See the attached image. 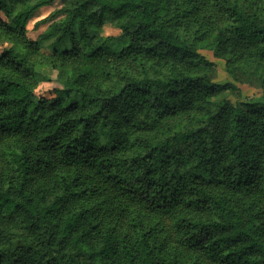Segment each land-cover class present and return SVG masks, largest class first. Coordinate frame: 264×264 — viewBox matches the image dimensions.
Listing matches in <instances>:
<instances>
[{
    "label": "trees",
    "instance_id": "obj_1",
    "mask_svg": "<svg viewBox=\"0 0 264 264\" xmlns=\"http://www.w3.org/2000/svg\"><path fill=\"white\" fill-rule=\"evenodd\" d=\"M0 12V264H264V0ZM238 83L262 94L233 103ZM143 210L168 216L177 246Z\"/></svg>",
    "mask_w": 264,
    "mask_h": 264
},
{
    "label": "rangeland",
    "instance_id": "obj_2",
    "mask_svg": "<svg viewBox=\"0 0 264 264\" xmlns=\"http://www.w3.org/2000/svg\"><path fill=\"white\" fill-rule=\"evenodd\" d=\"M58 5V4H57ZM56 5H45L42 6L40 8H38L37 10H35L28 22H27V36L30 39H36L39 35V33L46 27V24H42L40 25L38 28H35L34 25L35 23L42 19L47 17V15L50 13V11H52V9L55 7ZM1 16H4L1 12H0ZM59 19V16L52 19V20H57ZM51 19L49 20L52 21ZM100 34L103 36H117L119 34V29H117L116 27H114L111 23H106L104 25H102L99 29ZM9 43L7 41H3L0 44V51L2 50L3 47L8 46ZM43 52L47 53L49 51H51L50 48L48 47H44ZM200 52L209 60L214 61L216 64V72H215V81L219 82V83H225V82H234L232 80V78L228 75V73L226 72V67H225V61L222 58H218L215 57L212 53L211 50L208 49H200ZM56 86H60V83L56 80V76L53 73L52 74V80L51 81H47V82H42L40 83V85L37 87L36 89V93L37 94H41V95H49L52 91V88L56 87ZM238 86L240 88V95L237 96H230V100L233 103H236L237 101H242L244 99H249L252 97H257L260 96L262 94V89L248 84V83H238ZM142 212L145 213H149L148 216L151 219H160L162 221V224L164 225V227H166V231H169L170 235H169V239L172 243V245H176V235L174 233V231L171 229L170 227V223H169V218L167 215L165 214H159L158 212H154V211H147V210H143ZM128 221L129 218L127 217H123L122 219H120L117 222V229L118 230H123L127 228L128 225ZM185 253L188 254H192V252L190 250H186ZM202 260H205L207 262V264H217L215 261L207 258L205 255H200Z\"/></svg>",
    "mask_w": 264,
    "mask_h": 264
}]
</instances>
